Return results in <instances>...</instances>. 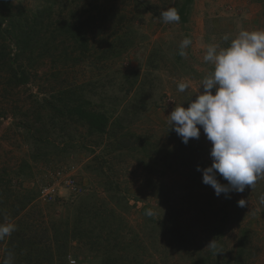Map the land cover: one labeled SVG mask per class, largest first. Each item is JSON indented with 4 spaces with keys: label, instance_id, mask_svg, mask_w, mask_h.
<instances>
[{
    "label": "rangeland",
    "instance_id": "obj_1",
    "mask_svg": "<svg viewBox=\"0 0 264 264\" xmlns=\"http://www.w3.org/2000/svg\"><path fill=\"white\" fill-rule=\"evenodd\" d=\"M10 3L29 35L38 32L41 39L31 59L28 53L20 54L34 74L32 82L8 86V65L17 45L11 34L8 39L6 28L0 31V182L21 201L32 197L25 209L36 207L33 212L39 213L33 217L32 211L23 212L21 220L39 222L41 216L74 222L68 264H103L93 249L97 246L91 251L88 245L89 237L102 234L108 238L107 252L116 254L112 244L119 243L121 254L135 260L131 264H264V177L252 189L231 192L229 201L224 194L218 197L197 171L198 165L212 163L211 142L203 129L199 139L186 145L168 124L176 104L198 91L212 70L203 60L209 44L224 47L225 34L235 37L242 29H264V0H193L186 21L171 24L164 23L160 13L182 8L184 0ZM47 7L51 19L38 12ZM186 37L192 44L181 56ZM57 69L63 73L60 77ZM65 79L90 82L83 93H96L100 109L110 114L108 133H92L84 121L76 120L67 125L76 130L71 144L58 140L53 131L46 135L54 124L44 109L33 123L21 114L29 111L36 96L44 97L39 83L51 88ZM181 81L190 83V91H178ZM31 124L34 127L28 128ZM58 172L72 177L76 188L61 185L58 197L46 202L40 188L57 181ZM241 198L247 201L244 208L238 206ZM103 204L113 210L101 230L93 222L97 217L87 216L89 208L95 212ZM37 237L44 234L39 231ZM213 240L216 249L207 247ZM7 241L0 240V263Z\"/></svg>",
    "mask_w": 264,
    "mask_h": 264
},
{
    "label": "clouds",
    "instance_id": "obj_2",
    "mask_svg": "<svg viewBox=\"0 0 264 264\" xmlns=\"http://www.w3.org/2000/svg\"><path fill=\"white\" fill-rule=\"evenodd\" d=\"M160 15L166 24L181 21L175 7ZM222 39L224 47L208 45L203 60L212 65V70L203 76L198 91L176 104L168 114V124L186 145L190 139H199L203 129L211 142L212 163L203 168L198 165L197 171H202V182L218 197H229L233 191L243 193L246 188H254L264 177V29H242L235 37L225 34ZM191 44L188 37L182 40L181 56L187 54L185 50ZM190 88L189 82L178 84L181 93ZM260 199L264 203V196ZM246 205L245 199L238 201L239 207ZM14 231L15 225L0 223V240ZM207 247L216 249L217 242L213 240ZM11 260L9 254L4 264H11Z\"/></svg>",
    "mask_w": 264,
    "mask_h": 264
},
{
    "label": "trees",
    "instance_id": "obj_3",
    "mask_svg": "<svg viewBox=\"0 0 264 264\" xmlns=\"http://www.w3.org/2000/svg\"><path fill=\"white\" fill-rule=\"evenodd\" d=\"M192 3L193 0H184V6L178 9L182 21H186L188 15L186 9L188 6L191 7ZM50 7H47L46 10L45 8L43 10H38V12H40V14L46 13V17L51 19L52 15L50 14ZM10 8V0H0V31L2 32L3 28H6L5 32L8 31L9 33L8 39L11 34L10 39H14L15 44L17 45V52L15 53V56H13L14 59L12 63L8 65L10 68L9 71H11L10 75H12V80L7 81L6 84L8 86H21L32 82V75L34 74L28 69V65L23 61L24 59L22 60L20 58V54L24 55V53H26L27 55L28 53V57L31 59L33 54H35L36 49L39 48V42L41 39L38 40V32L29 35L28 28L23 26L20 19L14 17ZM4 10L8 11V13L4 14ZM5 22H7V24L4 26ZM71 31H73V29ZM71 31L67 33L69 34ZM81 44L87 49L88 46L86 41H82ZM83 46L81 47L84 48ZM56 72L58 73V77L63 74L62 71L58 69ZM41 83L38 84V87L41 88L40 93H43V95L45 94L44 97L39 99V97L36 96L32 107L28 109L29 111H23L21 114L25 115L24 117L28 118L32 123L41 117V114L38 113L39 109H44L47 114H51L49 119L54 125L51 129L46 131L44 129L46 135H49L53 131V134L56 135L58 140L63 142L68 141L71 144H75L74 133L76 130L68 129L67 125L76 120L81 121L82 123L84 121L86 127L88 126L92 133H108L107 128L110 125V114L108 111L101 110L102 106L97 100L95 101L94 98H97L96 93L90 97L85 96L83 93L84 87L88 86L90 82L78 83L75 82V80H72V82L69 83V79H65L61 82H57L56 86L51 88L48 87L49 84H44V81ZM49 83L52 84V82ZM96 102L98 108L95 106ZM56 118L61 119V121L56 122ZM27 127L32 128L34 125L31 124ZM26 195L27 196L24 197L25 199L30 194ZM18 197L17 194L16 196L11 195L10 189L6 187L5 183L0 182V222H7L15 225V231L11 236L5 238H8V241L6 242L4 256L0 264H4V261L8 258L9 254H11L12 257L11 264H65V260L67 263V257L71 255L68 248L71 241L75 240V233L71 230L74 222H62V220H55V218L46 221L47 218L43 219L40 216L42 220H40L39 217V222L24 223L20 218L22 216L21 214L23 212H33L36 207L30 206L31 210H26L25 207L30 205L29 202L33 198L30 197L29 200L21 201ZM224 197L229 201L230 197H226L225 195ZM5 198L11 200L6 201L7 199ZM112 210H110L106 204H103L102 207L99 205L93 209L95 212H90L89 208L87 217H97V220L93 222L99 224L100 229L102 230L105 225H108ZM83 211L84 208L82 209V212ZM228 215L229 212L226 211L225 217ZM32 216H39V213L36 211ZM64 222L66 223L65 226H68L65 229L61 227V224L63 225ZM107 228L108 226H106V230ZM23 231H25L28 238ZM39 231L44 234L42 239L37 237ZM45 237H47V239H44ZM107 240L105 234H102V236H99L97 239H91L89 237L88 245L90 250L92 246H97V248L93 247V249L96 250V253L101 258H103V264H110L111 260H113L115 264H131L135 261H129L124 252L121 254V251L119 250L120 248H118L119 243L117 245L112 244L115 246V249L117 248L115 252L116 254L113 255L112 253L107 252ZM128 245L131 246V244Z\"/></svg>",
    "mask_w": 264,
    "mask_h": 264
},
{
    "label": "built area",
    "instance_id": "obj_4",
    "mask_svg": "<svg viewBox=\"0 0 264 264\" xmlns=\"http://www.w3.org/2000/svg\"><path fill=\"white\" fill-rule=\"evenodd\" d=\"M57 178H58L57 181L52 182V184L49 183V184L43 185L40 188V195L44 201L46 202L54 201L59 195V189L61 185L66 186V187H71L72 189L76 188V182L69 175L63 172H58Z\"/></svg>",
    "mask_w": 264,
    "mask_h": 264
}]
</instances>
